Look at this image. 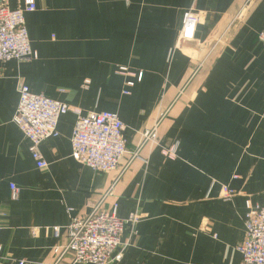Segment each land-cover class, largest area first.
Here are the masks:
<instances>
[{"label":"crops","instance_id":"0c3cea01","mask_svg":"<svg viewBox=\"0 0 264 264\" xmlns=\"http://www.w3.org/2000/svg\"><path fill=\"white\" fill-rule=\"evenodd\" d=\"M247 1L36 0L26 24L38 57L0 61V264H54L71 218L105 195L103 206L121 218L145 215L126 226L115 264H243L248 202L264 205V0L233 22ZM24 4L9 0L11 10ZM191 8L204 18L195 41L181 43ZM22 82L83 114L117 112L130 153L155 126L158 141L115 182L116 172L72 157L78 114L70 111L43 142L49 166L39 168L14 122ZM222 185L237 194L223 199Z\"/></svg>","mask_w":264,"mask_h":264},{"label":"built area","instance_id":"2783aa9c","mask_svg":"<svg viewBox=\"0 0 264 264\" xmlns=\"http://www.w3.org/2000/svg\"><path fill=\"white\" fill-rule=\"evenodd\" d=\"M251 0L234 18L242 20L250 8ZM36 9V0H25L23 7L11 10L9 0H0V61H31L38 57L34 50L26 24V14ZM204 13L191 8L185 13L183 27L179 38L181 43L195 41L197 26L202 22ZM259 43L264 47V30L257 35ZM126 67H120L125 72ZM87 81L86 83H88ZM134 84L127 83L128 87ZM130 94L129 90H124ZM20 101L16 108L14 122L22 129L29 139L30 152L39 168H47L49 163L44 159L41 146L51 136L59 135V121L68 112L78 114L75 128L71 136L72 157L82 165H87L96 172H116L117 180L122 178L139 156L140 150L149 142L158 140L157 126L143 133L142 143L130 153L126 139V124L117 112L99 111L83 114L81 110L47 96L43 93L31 92L28 85L22 82L19 86ZM177 146L163 151L164 156H174ZM130 159L123 164L127 154ZM221 197L231 200L237 194L236 190L228 185H222ZM11 194L14 200L19 197V187L11 184ZM106 195L100 202L92 206L91 212L84 217H72L68 223V241L64 245L54 248L55 263L59 264L66 257H71V264H115L122 257V236L128 224L135 226L145 215L135 212L128 219L119 216L116 210L112 211L103 206ZM248 212L245 216V236L238 251L243 256V264H264V205H254L248 202ZM115 208L117 205L114 206ZM206 220L200 229L209 227ZM60 227H53L56 235ZM38 234L37 228L33 235ZM3 248L0 245V259ZM16 264H26L20 259Z\"/></svg>","mask_w":264,"mask_h":264}]
</instances>
